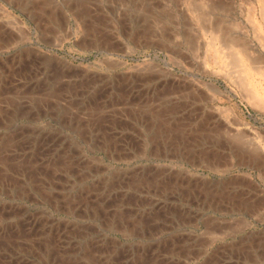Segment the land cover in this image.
<instances>
[{
    "label": "rangeland",
    "instance_id": "rangeland-1",
    "mask_svg": "<svg viewBox=\"0 0 264 264\" xmlns=\"http://www.w3.org/2000/svg\"><path fill=\"white\" fill-rule=\"evenodd\" d=\"M262 4L0 0V264H264Z\"/></svg>",
    "mask_w": 264,
    "mask_h": 264
},
{
    "label": "bare ground",
    "instance_id": "bare-ground-1",
    "mask_svg": "<svg viewBox=\"0 0 264 264\" xmlns=\"http://www.w3.org/2000/svg\"><path fill=\"white\" fill-rule=\"evenodd\" d=\"M262 9H261V11H260V18H261V22H259L260 24L259 25H257V24H255V28H260L259 30L261 31V29H262V26L264 27V4H262ZM200 10V9H199ZM206 15H208V14H204V13H201V16H202V18H205V16ZM208 16H206V18H207ZM17 20V19H16ZM15 20V21H16ZM209 20H207V23H209L208 22ZM253 21V20H252ZM254 21H256V20H254ZM17 22V21H16ZM254 24V23H253ZM254 26V25H253ZM209 29H210V31H211V39L209 40V42H208V45H207V47L210 49V50H212L214 53V55H215V53H216V50H218V49H220L219 48V46L220 47H222V49H224L225 48V50H223L224 51V55H223V58H226L225 60H223V61H225L227 64H228V67H229V65L231 66V67H234V68H236V70H237V75H239V78L238 79H240V82H241V84L243 85V87L245 86L246 87V89L248 90V91H246L247 93H248V96H249V98H250V100H252V102L254 103V105L255 106H258V107H261V108H264V90L262 89H260V82H259V84H258V82L256 81V80H254L255 78H253V75H252V73H251V70H250V68L248 67V63L250 64V66H251V68H252V66H254L255 64H259L261 67L264 65V57H263V55H260L258 58H256V60H250V58H249V53H248V51H247V47H246V45L244 44V43H242V41H235L233 38L231 39L228 35V33H226L222 28H220V27H215V26H211V27H209ZM24 30V29H23ZM228 34V35H227ZM262 38V37H261ZM264 43V42H263ZM263 46V45H262ZM221 50V49H220ZM221 52V51H220ZM217 57V56H216ZM219 57V56H218ZM257 66V65H256ZM256 66L254 67L255 69V71H256V73H258V74H260V75H262L263 77H264V67H263V70L261 69V68H259V70H257L258 69V67L259 66H257V69H256ZM222 67V66H221ZM227 67V68H228ZM30 68H31V71L30 72H28V74L29 75H31L32 74V72H33V70H34V64H31L30 65ZM229 69V68H228ZM231 70V69H230ZM233 70V69H232ZM233 74V73H232ZM229 76V75H228ZM231 77V76H230ZM238 76H236V78H237ZM27 78V77H26ZM239 82V83H240ZM238 83V84H239ZM241 86V85H240ZM242 87V88H243ZM245 90V89H244ZM245 92V91H244ZM134 93V92H133ZM121 96V95H120ZM247 96V95H246ZM96 98V97H95ZM241 117V116H240ZM238 119V118H237ZM241 119V118H240ZM239 120V119H238ZM242 120V119H241ZM243 121H245V120H243ZM232 125H233V128H234V131H238V132H235V137L238 139H240V140H242V138L243 137H245L246 136V129L247 128H245V126H246V123H244V122H238V123H236V122H234V123H232ZM241 127H243V128H241ZM234 135V134H233ZM259 136V135H258ZM238 139V140H239ZM4 141V140H3ZM35 153V152H34ZM258 153V152H257ZM32 155V154H31ZM30 154H29V157L31 156ZM244 155V154H243ZM258 155V154H257ZM242 156V155H241ZM16 157V156H15ZM237 157V156H236ZM238 158V157H237ZM248 158H249V156H248ZM28 160V159H27ZM19 167V166H18ZM22 169V168H21ZM4 170V169H3ZM6 178V177H5ZM100 205V204H99ZM104 205V204H103ZM103 207V206H102ZM96 209V208H95ZM105 209V208H104ZM103 209V211H105ZM108 210V209H107ZM110 212V211H109ZM93 213V212H92ZM106 213V212H105ZM109 214V213H108ZM105 215V214H104ZM103 215V216H104ZM101 217V216H100ZM116 217V216H115ZM153 222V221H152ZM14 225V224H13ZM35 226V225H34ZM9 229H10V227H9ZM20 230V229H19ZM21 231V230H20ZM41 233V232H40ZM1 234V233H0ZM44 234V233H43ZM2 235H4V234H2ZM6 235V234H5ZM16 235V234H15ZM41 235H42V233H41ZM53 236V235H52ZM8 237V236H7ZM13 236H11V238H12ZM35 237V236H34ZM50 238H53V237H50ZM3 239V238H2ZM6 239V238H5ZM32 240V239H31ZM35 240H37V239H35ZM52 240V239H51ZM5 241V240H4ZM23 241H25V240H23ZM30 241V240H29ZM55 242V241H54ZM4 243V242H3ZM2 243V244H3ZM23 243V242H22ZM46 244V243H45ZM52 244H54V243H52ZM15 245V244H14ZM26 245H28V244H26ZM51 246V245H50ZM15 247H16V245H15ZM14 247V248H15ZM30 247V246H29ZM29 247H27V248H29ZM32 247V246H31ZM0 248H1V246H0ZM20 248H22V247H20ZM4 249V248H3ZM9 249H10V247H9ZM31 249V248H30ZM53 249V248H52ZM51 249V250H52ZM2 250V249H1ZM44 250H45V248H44ZM55 250V249H54ZM12 251V254H13V250H11ZM19 251V250H18ZM65 251V250H64ZM62 252V251H61ZM16 253V252H15ZM14 253V254H15ZM4 254V253H3ZM30 254V253H29ZM49 254V253H48ZM6 255V254H5ZM155 255H157V254H155ZM160 255V254H159ZM15 256V255H14ZM56 256V255H55ZM57 256H58V254H57ZM94 256V255H93ZM115 256V255H114ZM158 256V255H157ZM58 257H60V256H58ZM57 257V258H58ZM153 257H156V256H153ZM13 258V257H12ZM52 258V257H51ZM94 258H96L95 256H94ZM101 258V257H100ZM104 258V257H103ZM114 258V257H113ZM157 258V257H156ZM159 258V257H158ZM9 259V258H8ZM52 259H54V258H52ZM77 259V258H76ZM11 260H14V259H9V261L11 262ZM60 260V259H59ZM73 260H71V263H74V262H72ZM164 261V260H163ZM59 262V261H58ZM62 262H63V259H62ZM158 262H160V261H158ZM166 262V261H165ZM164 262V263H165ZM7 263H9V262H7ZM76 263V262H75ZM101 263V262H100ZM103 263H105V262H103ZM102 263V264H103ZM110 263V262H109ZM142 263V262H141ZM152 263V262H151ZM64 264V263H63ZM80 264V263H79ZM140 264V263H139ZM142 264H144V263H142Z\"/></svg>",
    "mask_w": 264,
    "mask_h": 264
}]
</instances>
